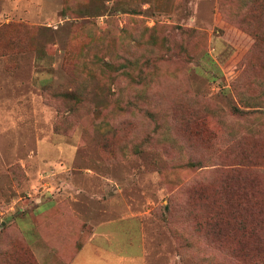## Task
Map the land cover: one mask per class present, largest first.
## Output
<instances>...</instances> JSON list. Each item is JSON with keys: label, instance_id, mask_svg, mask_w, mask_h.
Listing matches in <instances>:
<instances>
[{"label": "rangeland", "instance_id": "obj_1", "mask_svg": "<svg viewBox=\"0 0 264 264\" xmlns=\"http://www.w3.org/2000/svg\"><path fill=\"white\" fill-rule=\"evenodd\" d=\"M94 227L88 264H264V0H0L3 264Z\"/></svg>", "mask_w": 264, "mask_h": 264}, {"label": "crops", "instance_id": "obj_2", "mask_svg": "<svg viewBox=\"0 0 264 264\" xmlns=\"http://www.w3.org/2000/svg\"><path fill=\"white\" fill-rule=\"evenodd\" d=\"M108 236H109V233L107 232L106 227L102 229L94 227L93 232L90 234V236H88V238L85 240L84 243H82L80 246L77 247L72 257L71 258L61 257V260L56 255L53 249H49L43 243L41 244L38 242L37 244H33V249L36 255L38 256V258L40 259L41 264H77V263L78 264H88L89 261L86 259L87 254L86 252H84L85 249L87 247H89L92 250H94V247L98 250L101 249L100 246H98L97 244L94 245V243L96 242L98 238H104L105 240L108 241L109 240ZM61 237H62L61 241H65V242H67V240L68 242H72L74 240L73 237L69 238L68 235L66 234L61 235ZM52 239L54 241H57L55 236H52ZM124 259H125L124 256H120V258L118 259L119 263H122Z\"/></svg>", "mask_w": 264, "mask_h": 264}, {"label": "trees", "instance_id": "obj_3", "mask_svg": "<svg viewBox=\"0 0 264 264\" xmlns=\"http://www.w3.org/2000/svg\"><path fill=\"white\" fill-rule=\"evenodd\" d=\"M19 253L21 252V251H18ZM13 253H14V251H13ZM32 253V252H31ZM10 254H7L6 253V251H3V250H1L0 249V264H3V257H5V256H9ZM15 254H11V256H14ZM32 255H33V253H32ZM32 257V256H31ZM33 257H34V255H33ZM15 258H16V256H15ZM39 264V263H38Z\"/></svg>", "mask_w": 264, "mask_h": 264}]
</instances>
